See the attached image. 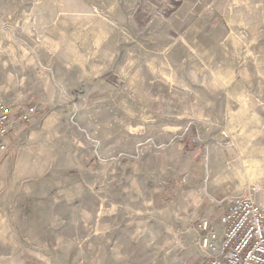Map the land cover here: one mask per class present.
<instances>
[{"label": "rangeland", "instance_id": "rangeland-1", "mask_svg": "<svg viewBox=\"0 0 264 264\" xmlns=\"http://www.w3.org/2000/svg\"><path fill=\"white\" fill-rule=\"evenodd\" d=\"M0 105L35 110L32 140L0 150V167L13 165L0 170L1 198L32 197L40 233L19 238L24 251L34 240L35 260L69 244L92 264H203L215 254L199 232L213 228L206 183L192 220L174 166L152 159L148 186L121 166L175 142L191 151L240 110L264 117V0H0ZM29 147L34 180L15 172ZM9 241L0 235V264Z\"/></svg>", "mask_w": 264, "mask_h": 264}, {"label": "crops", "instance_id": "crops-1", "mask_svg": "<svg viewBox=\"0 0 264 264\" xmlns=\"http://www.w3.org/2000/svg\"><path fill=\"white\" fill-rule=\"evenodd\" d=\"M102 35L104 38L106 37L104 32ZM103 41H106V38ZM22 112L24 111L19 110L13 113L12 126L7 137L9 146L12 143H29L32 140L34 117L27 123L21 122L19 115ZM241 112L243 113L240 110L238 115L226 117V125L222 128L203 130V133L200 134L202 145L191 151H188L186 145L181 142H175L168 155L159 152L146 154L142 160L132 158L125 167L121 166L125 176L127 175L126 180L142 182L148 186L153 173L156 171L151 169L152 159L158 165L157 171H162V173H166L164 170H167L169 165L174 166L171 170L175 174L171 181L176 189L174 196L181 203L184 198L188 197L192 220H197L204 215L201 206L204 195L202 187L205 182L208 193L214 202V205L206 211L205 217L211 221L213 229L221 239L224 235V229L220 217L234 198L246 193V191L250 192L251 188L255 187L257 192L253 193V198L264 209V117L246 114L245 112L241 114ZM231 139L236 141L229 142ZM184 152L186 153L184 154ZM21 156L22 160L17 164L15 172L18 176L26 173L27 180H34L36 178L35 172L38 171L35 166L37 155L29 147L28 150L21 153ZM96 162L98 161H95V164H97ZM51 165H55L53 158ZM59 166V170L66 169L64 164ZM1 169L7 175L8 172L12 171L13 165L10 166L9 163H6L4 167H0ZM104 172V165L100 164L98 167L96 165V173L100 176L96 186L104 184ZM128 173L130 174L128 175ZM183 180L185 185H183ZM2 182L3 180L0 178V184ZM177 182L181 183L179 189ZM168 191L169 189L156 191L155 195L167 194ZM31 199L30 196L21 198L13 196L1 198L0 196V222L2 221L0 223V235L9 236L11 239L6 245L9 254L4 264H26V256L30 258L29 264H92L94 258L88 259L86 250L80 249L78 254L74 255L73 247L69 244L57 246L40 262L35 260L38 256V248H34L37 246L33 245V237L37 236L40 231L38 225L33 224V220H35L33 214L26 215L24 208V205L29 204ZM100 200L102 201V199ZM225 200L226 207L224 210L216 206ZM180 209L182 211V207ZM19 236L33 238L30 239L31 242L27 244L28 246L26 245L25 251ZM18 240L19 242H17Z\"/></svg>", "mask_w": 264, "mask_h": 264}, {"label": "built area", "instance_id": "built-area-1", "mask_svg": "<svg viewBox=\"0 0 264 264\" xmlns=\"http://www.w3.org/2000/svg\"><path fill=\"white\" fill-rule=\"evenodd\" d=\"M34 112L33 108L22 112L19 121L29 122ZM12 114L10 107L0 105L1 151L8 147ZM221 224L224 227L221 240L209 221L203 220L199 225L203 249L211 254L215 252L203 264H264V210L252 194L234 198L222 216Z\"/></svg>", "mask_w": 264, "mask_h": 264}, {"label": "trees", "instance_id": "trees-1", "mask_svg": "<svg viewBox=\"0 0 264 264\" xmlns=\"http://www.w3.org/2000/svg\"><path fill=\"white\" fill-rule=\"evenodd\" d=\"M7 159V157L5 158V160ZM5 160H4V162H5Z\"/></svg>", "mask_w": 264, "mask_h": 264}]
</instances>
